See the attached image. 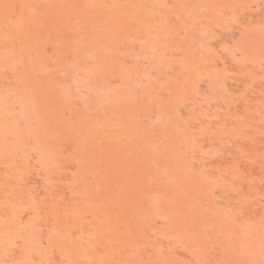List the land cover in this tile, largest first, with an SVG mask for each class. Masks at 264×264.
<instances>
[{
    "label": "rangeland",
    "instance_id": "obj_1",
    "mask_svg": "<svg viewBox=\"0 0 264 264\" xmlns=\"http://www.w3.org/2000/svg\"><path fill=\"white\" fill-rule=\"evenodd\" d=\"M0 264H264V0H0Z\"/></svg>",
    "mask_w": 264,
    "mask_h": 264
}]
</instances>
